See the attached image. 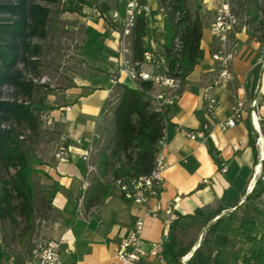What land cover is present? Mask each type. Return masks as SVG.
Returning <instances> with one entry per match:
<instances>
[{"label":"crops","instance_id":"1","mask_svg":"<svg viewBox=\"0 0 264 264\" xmlns=\"http://www.w3.org/2000/svg\"><path fill=\"white\" fill-rule=\"evenodd\" d=\"M64 1L61 2L62 11H57L55 15L51 12L47 39L69 47L64 50L67 52L65 61L62 59L65 69L55 72L52 77L61 82L59 91L48 92L44 98L45 103L55 107L47 112L46 120L58 133V138L40 167L46 184L60 187L51 201V210L59 217L52 240L60 241L63 264H119L115 249L128 236L135 218L142 213V207L124 201L111 187L103 202L85 209L97 163L86 164L81 155L87 145L94 146L100 135L105 133L106 108L114 101L116 86L110 83V75L116 74L117 84L134 87L133 82L118 71L116 49L120 26L111 21L113 11L122 15L126 0H84L86 4L74 0L69 5ZM159 3L160 0L148 2L145 49L149 40L154 38L151 31L163 29L164 19ZM209 27L208 23L202 26L200 47L204 52L203 59L186 77L180 98L166 108L163 151L167 166L163 172L164 188L158 198L159 218L147 217L144 220L142 249L146 253L150 252L151 243L158 241L164 233L170 234L173 221L178 222L176 230L179 232L188 224L200 222L187 216L199 217L206 209L216 207H222V211L212 222L220 215L230 220L231 216L244 211V205L249 203L245 201L247 191L254 182L260 181L264 186V52L259 56L254 52L258 43L252 46L247 42L244 29L234 31L236 42L228 62L229 78L221 79L222 65L211 57L215 49H210ZM256 65H260V74L253 96L256 106L251 108L253 97L247 95V88L252 80L251 71ZM41 80L51 79L43 73ZM50 87L53 86L50 84ZM208 88L218 100L214 118L209 117L204 109L202 96ZM237 98L246 100L242 119L233 127L224 128L221 123L230 116ZM251 118L257 120L254 125ZM205 123L209 126L206 139H190L181 131L198 132ZM247 123L253 130L254 149L249 143ZM61 135L67 136L69 147L65 158L57 159L54 151ZM207 139H210L218 158L225 165L224 172L219 170L209 153ZM82 194L84 199L78 209L77 203ZM234 201L235 206H231ZM232 224L237 225V220ZM236 225L232 226L233 230L237 229ZM200 232L184 258L190 260L196 249L201 251ZM219 234L217 232L210 243L218 241ZM243 247L246 250L247 245ZM218 249L223 248L219 246ZM213 254L219 256L216 248ZM201 257L206 259L208 252L202 253ZM195 258L192 264L206 263L197 262ZM228 260L224 258L222 264H228ZM142 264L169 263L167 258L159 261L146 256Z\"/></svg>","mask_w":264,"mask_h":264},{"label":"trees","instance_id":"2","mask_svg":"<svg viewBox=\"0 0 264 264\" xmlns=\"http://www.w3.org/2000/svg\"><path fill=\"white\" fill-rule=\"evenodd\" d=\"M166 1L170 9L163 29L151 32L154 39L163 40L169 74L180 79L182 89L186 77L203 59L204 52L200 47L203 23L198 14H193L190 0H160V4L164 5ZM60 2L0 0V219L16 224L17 217H23L26 231L35 228L36 203L43 198H38L34 181L36 174H44L40 169L43 161L32 145L40 136L41 114L55 108L45 103L48 92L43 90L47 89V85L40 80L52 7ZM78 2L87 3L84 0ZM198 2L194 0L195 6ZM147 34L146 17L137 15L130 34L131 59L134 63L143 60ZM176 38L181 41L179 53L173 52ZM258 42L264 44V25ZM259 74L260 65H256L251 71L252 80L247 88L249 97L254 96ZM5 89L8 90L7 94ZM151 89L152 83L148 81L137 83L135 87L116 84L114 101L106 108L108 126L111 127L109 146L98 152L97 172L87 192L85 209L103 202L112 187L108 178L139 177L151 172L166 121V110L156 112L152 108L148 95ZM108 126H104L105 132L109 131ZM247 129L249 143L254 149L253 130L249 123ZM206 143L214 162L220 167L222 162L212 142L207 139ZM84 164L81 165L83 172ZM261 187L262 183L257 181L252 193L245 199L254 203L257 212L264 203L257 200ZM59 189L57 184L51 186L46 209H51L52 198ZM231 206H235V201ZM221 211L222 207L206 209L202 216L187 218L199 219L201 223L197 225L202 228ZM223 218L220 215L207 226L200 246L211 242H205V236L208 233L216 234ZM187 227L179 232H185ZM176 228L178 222L173 221L169 241L164 246V256L169 264H181V259L190 252L193 243L185 244ZM236 228L241 240L248 245L241 264H264V228L244 214L237 220ZM198 252L199 248L186 264H192ZM6 257V252L0 248V264ZM205 264H209V261Z\"/></svg>","mask_w":264,"mask_h":264},{"label":"built area","instance_id":"3","mask_svg":"<svg viewBox=\"0 0 264 264\" xmlns=\"http://www.w3.org/2000/svg\"><path fill=\"white\" fill-rule=\"evenodd\" d=\"M149 0H126L122 15L119 11L111 13V21L118 23L120 26L117 52L118 71L123 72L134 84L148 81L152 83V89L148 92L152 108L156 112H162L167 107L171 106L180 98L181 82L177 77L171 76L168 61L163 52V40L151 38L148 42V47L144 50L143 60L141 62H132L130 34L131 28L134 25L137 15L143 14L146 18L149 14ZM167 1L164 5L159 3V11L166 18L169 10ZM178 15V13H176ZM238 24L237 19L227 11V5L224 2H219V9L216 12L214 21L210 24L211 36L218 39L220 42L217 48L211 55L212 59L219 61L222 65L220 72L221 79L229 78L227 64L233 55V48H226V43L229 40V34L234 31ZM181 49V41L179 38L174 40L173 52L179 53ZM118 77L116 74L110 75V83L117 84ZM217 84V82L215 83ZM202 99L204 100L205 113L211 117H215V110L218 105L217 97L208 89H205ZM256 98L253 97L250 106H256ZM246 105L244 98H237L231 107L230 116L221 123L224 128L233 127L242 119V113ZM256 118H251V124L256 123ZM209 126L202 124L200 131L192 132L187 129L181 131L190 139H206L208 136ZM77 143H80L77 140ZM164 134L158 143V149L154 157V165L151 172L147 175L139 177H119L109 178L111 185L117 190L121 198L136 206L142 207L141 215L135 218L133 226L128 236L123 239L115 249V258L119 264H142L146 256H151L159 261H163L164 246L169 241V234L164 233L160 239L151 243L150 252L146 253L142 249L143 238L142 230L144 220L147 217L159 218L158 198L164 188L163 172L166 169L167 163L164 155ZM68 138L61 135L56 143L54 156L57 159L65 158L68 152ZM93 146L87 145L81 155V160L86 164L90 162L93 154ZM221 172L226 170L225 165L219 167ZM257 182H254L252 188L248 189L247 195H250L255 188ZM89 186V184L87 185ZM84 194L81 195L77 208L82 205ZM257 200L264 202V186L258 190ZM185 258H183L184 261ZM182 261V264H183ZM23 264H63L60 255V241L55 240H40L33 244L27 258Z\"/></svg>","mask_w":264,"mask_h":264},{"label":"rangeland","instance_id":"4","mask_svg":"<svg viewBox=\"0 0 264 264\" xmlns=\"http://www.w3.org/2000/svg\"><path fill=\"white\" fill-rule=\"evenodd\" d=\"M71 1L74 0H65L64 4L69 5ZM75 1L78 2V0ZM61 2L60 4L52 7L53 15H55L57 11L60 12L62 9H64V7L61 8ZM190 2L192 4L193 14H198L201 17L203 24H211L214 21L216 12L219 9V2H224L227 5V11H229V13L233 15L238 21L234 31L238 32L244 29L247 42L251 43L252 46H255L256 43H258V48L254 52L258 54V56L261 55V52L264 50V44L261 45L258 42V39L261 37L264 25V0H206V2L199 0L197 6H195L194 0H190ZM205 28L206 26H204V29ZM64 31L67 30L64 29ZM234 31L229 34V40L226 43L227 50L229 48H234L233 45L236 42ZM210 45V49L216 50L219 48L220 42L218 39L211 36ZM45 46L46 49L43 56V68L41 70L51 80L44 81L47 85V89L43 91H46V93H56L61 88L59 85L61 82L59 83L55 81L54 78L52 79V77L55 72H58L60 69H65V66L62 65V63L65 61L64 57L67 52L64 50H68L69 47L63 45L61 46L58 41H53L52 39H47L45 41ZM62 59L64 61H62ZM228 67L229 65L227 64V68ZM40 81L43 83L42 80ZM50 84L53 87H50ZM4 92L7 94L8 90L5 89ZM41 115L42 125L40 136L32 146L35 149L36 155H38V157L43 161L45 156L50 153L53 146L55 145V140L58 138V133L52 129L48 119L46 120L47 112ZM105 125L108 126L107 120L104 126ZM108 128L109 131H106L104 134L100 135L99 140L94 143L93 147L95 151L91 156L90 164L97 163L98 152L103 148H108V141L111 136L110 125ZM34 181L38 198L43 197L41 201L37 200L36 203L37 209L35 216V228L33 231H26V223L24 222L23 217L20 216L17 217L16 224H12L8 220L0 219V248L7 254V257L1 262V264H23L36 241L53 239V235L57 227L56 223L59 222V217L54 214L51 209H46L45 204L47 203L46 200L48 199V192L51 190V186L46 184L47 181L45 175L42 173L36 174ZM243 209L244 211H240V213L236 216H231L230 220L228 217L223 218V222L220 224L217 231L220 233L219 240L209 244L202 243L200 254H198L196 258L197 262H207L208 260L209 264H222V260L226 258V260L229 259L228 264H241L242 258L246 252L243 247L245 244L241 238H239L237 229H232V226L236 225L232 223L233 221L238 220L241 215L244 214L246 217L257 221L260 226L264 228V203L259 208L260 212L256 211L253 202L245 204ZM199 228L200 227L197 225V223L194 222L191 225L188 224L187 230L185 232H179L178 235L183 239L185 244L189 243L190 241L194 242L196 235L198 232H200ZM214 235L212 233H208L205 236V242L212 240ZM219 246L223 249H218ZM215 248L219 252V256H217V254H213V250ZM204 252H208V257L206 259H202L201 257L202 253ZM183 258L181 259V264Z\"/></svg>","mask_w":264,"mask_h":264},{"label":"water","instance_id":"5","mask_svg":"<svg viewBox=\"0 0 264 264\" xmlns=\"http://www.w3.org/2000/svg\"><path fill=\"white\" fill-rule=\"evenodd\" d=\"M248 196V195H247ZM212 221H210V222H208V224H206L204 227H203V229L201 230V232H200V237H199V240H201V238H202V236H203V233L205 232V230H206V228H207V226L211 223ZM202 233V234H201ZM195 252V251H194ZM194 252H193V254H194ZM188 261V259H184V261H183V264H186V262Z\"/></svg>","mask_w":264,"mask_h":264},{"label":"bare ground","instance_id":"6","mask_svg":"<svg viewBox=\"0 0 264 264\" xmlns=\"http://www.w3.org/2000/svg\"><path fill=\"white\" fill-rule=\"evenodd\" d=\"M202 234V233H201ZM197 244V243H196ZM192 254V253H191Z\"/></svg>","mask_w":264,"mask_h":264}]
</instances>
